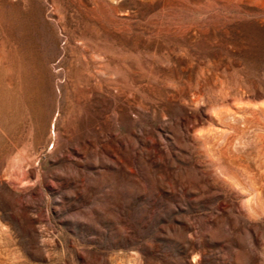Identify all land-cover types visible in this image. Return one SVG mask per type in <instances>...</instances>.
<instances>
[{
  "label": "rangeland",
  "instance_id": "obj_1",
  "mask_svg": "<svg viewBox=\"0 0 264 264\" xmlns=\"http://www.w3.org/2000/svg\"><path fill=\"white\" fill-rule=\"evenodd\" d=\"M0 264H264V0H0Z\"/></svg>",
  "mask_w": 264,
  "mask_h": 264
}]
</instances>
